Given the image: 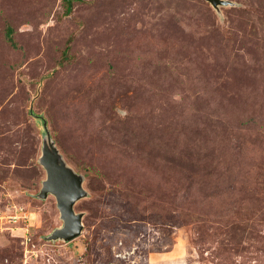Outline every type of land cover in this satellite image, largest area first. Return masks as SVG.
<instances>
[{"label": "rangeland", "instance_id": "obj_1", "mask_svg": "<svg viewBox=\"0 0 264 264\" xmlns=\"http://www.w3.org/2000/svg\"><path fill=\"white\" fill-rule=\"evenodd\" d=\"M228 1L0 0V264H264V0Z\"/></svg>", "mask_w": 264, "mask_h": 264}, {"label": "water", "instance_id": "obj_2", "mask_svg": "<svg viewBox=\"0 0 264 264\" xmlns=\"http://www.w3.org/2000/svg\"><path fill=\"white\" fill-rule=\"evenodd\" d=\"M206 1L216 9L231 5L228 0ZM39 162L46 171V180L43 181L39 197L47 198L52 194L56 198L63 221V226L55 229L47 239L69 242L80 236L83 231V213H76L75 205L87 196V192L83 187L84 177L67 164L52 140L46 123H44L42 155Z\"/></svg>", "mask_w": 264, "mask_h": 264}, {"label": "trees", "instance_id": "obj_3", "mask_svg": "<svg viewBox=\"0 0 264 264\" xmlns=\"http://www.w3.org/2000/svg\"><path fill=\"white\" fill-rule=\"evenodd\" d=\"M72 1H73V0H65V2H66V6H67V12H68V13L71 11Z\"/></svg>", "mask_w": 264, "mask_h": 264}]
</instances>
